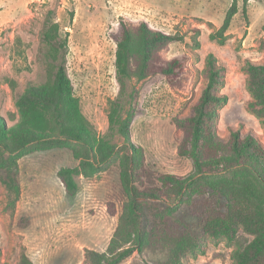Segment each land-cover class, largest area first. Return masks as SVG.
Returning <instances> with one entry per match:
<instances>
[{"label": "rangeland", "instance_id": "rangeland-1", "mask_svg": "<svg viewBox=\"0 0 264 264\" xmlns=\"http://www.w3.org/2000/svg\"><path fill=\"white\" fill-rule=\"evenodd\" d=\"M232 0H0V116L7 125L18 119L15 99L25 87L46 79L41 32L46 19L67 36L66 67L83 115L96 132L119 146L122 137L108 132L109 103L119 92L115 75V41L119 20H145L154 29L180 34L183 40L160 50L164 58L183 56L186 70L175 86L154 75L143 81L131 137L141 145L149 179L156 173L185 175L189 158L178 152L182 132L177 117L188 115L206 82L205 59L212 53L224 68L220 92L225 100L215 120L226 140L229 129L254 135L264 146V124L248 104V62L264 64V0H249L246 11L230 21L223 44L209 34L219 28ZM51 11L52 14L49 12ZM198 30L197 34L196 31ZM196 36L199 47L195 46ZM130 90V84H128ZM121 148L103 170L75 176L78 190L69 195L59 181L60 167L74 166L69 147L36 151L18 160L19 198L7 206L0 178V264H18L25 254L32 264H86L85 249L103 251L115 229L117 214L108 200L120 193ZM109 200V201H110ZM253 235L237 225L231 237L204 234L198 245L182 252L181 264H236L235 252ZM164 252L133 253L121 264H157Z\"/></svg>", "mask_w": 264, "mask_h": 264}, {"label": "trees", "instance_id": "trees-1", "mask_svg": "<svg viewBox=\"0 0 264 264\" xmlns=\"http://www.w3.org/2000/svg\"><path fill=\"white\" fill-rule=\"evenodd\" d=\"M241 1L245 13L249 0ZM237 3L232 0L219 28L209 34L211 40L224 43ZM118 24L114 65L119 92L109 103L107 119L108 132L122 137L119 149L81 112L66 67L67 36L56 21L46 19L41 32L46 79L17 95L18 119L13 124L0 116V178L8 191L7 206L14 209L19 198L22 156L69 147L78 163L60 167L56 175L66 193L75 195V176L103 170L121 148L120 193L114 197L120 198L118 204L110 199L107 204L108 213L117 214L116 226L103 251L85 249L86 264H121L135 252L151 250L164 252L157 264H181L182 252L197 246L204 234L231 237L237 225L253 237L235 252L236 264H264V146L250 133L242 136L239 129H229L226 140L218 136L215 120L226 98L220 92L224 68L207 54L206 82L188 115L176 118L175 126L182 132L178 152L190 159L191 172H158L149 179L143 149L131 137L140 85L157 74L172 87L180 81L187 68L184 57L164 58L160 50L183 36L154 29L145 20L131 24L120 18ZM194 43L199 47L196 36ZM245 70L253 94L248 107L264 124V64L248 62ZM18 264L32 262L22 254Z\"/></svg>", "mask_w": 264, "mask_h": 264}]
</instances>
